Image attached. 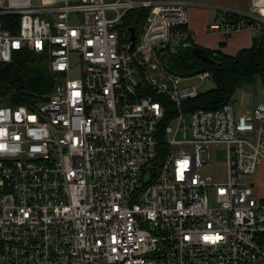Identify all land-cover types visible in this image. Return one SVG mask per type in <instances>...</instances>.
<instances>
[{
    "label": "built area",
    "instance_id": "built-area-1",
    "mask_svg": "<svg viewBox=\"0 0 264 264\" xmlns=\"http://www.w3.org/2000/svg\"><path fill=\"white\" fill-rule=\"evenodd\" d=\"M195 6L0 0V63L44 53L57 75L40 103H0V264H264V197L253 194L264 100L240 115L232 104L184 111L200 94L187 82L211 75L162 64L191 42ZM137 9L148 14L131 47L122 18ZM214 9L210 30L264 35V0ZM218 145L225 180L212 183L199 170Z\"/></svg>",
    "mask_w": 264,
    "mask_h": 264
},
{
    "label": "trees",
    "instance_id": "trees-1",
    "mask_svg": "<svg viewBox=\"0 0 264 264\" xmlns=\"http://www.w3.org/2000/svg\"><path fill=\"white\" fill-rule=\"evenodd\" d=\"M147 14V9L127 12L122 18V27L133 28L137 36ZM194 48L197 46L190 42L174 52L164 51L161 58L165 70L175 76L193 77L203 72L211 75L214 87L185 102L184 111L216 110L232 104L237 89L252 86L257 80L264 87V35L255 36L249 49L233 57L200 48L211 63L196 55ZM56 81L57 75L51 72L46 54L16 52L10 63H0V103L11 107L40 103L52 94ZM158 150L162 157L164 147Z\"/></svg>",
    "mask_w": 264,
    "mask_h": 264
},
{
    "label": "crops",
    "instance_id": "crops-1",
    "mask_svg": "<svg viewBox=\"0 0 264 264\" xmlns=\"http://www.w3.org/2000/svg\"><path fill=\"white\" fill-rule=\"evenodd\" d=\"M197 3L199 6L187 9V29L192 36L191 42L198 48L218 51L224 55L233 57L242 50L249 49L255 35L249 30H238L226 35L223 28L210 30L212 23L218 22L214 7H226L236 11H247L250 8V0H180ZM264 90V87H263ZM258 102L264 100V91L259 92ZM249 109V110H250ZM248 111V110H247ZM257 188L258 197H264V164L261 165L253 178V189ZM254 194V190H253Z\"/></svg>",
    "mask_w": 264,
    "mask_h": 264
},
{
    "label": "rangeland",
    "instance_id": "rangeland-1",
    "mask_svg": "<svg viewBox=\"0 0 264 264\" xmlns=\"http://www.w3.org/2000/svg\"><path fill=\"white\" fill-rule=\"evenodd\" d=\"M71 70L68 74L69 79H77L80 75L81 64L77 54H72L69 59ZM188 84L197 86L198 92L205 93L214 87L212 78L200 80L193 77ZM263 86L260 80H257L252 86H243L236 90L232 98V106L236 115H240L249 110L253 103L258 102ZM188 123V122H187ZM210 160L207 166L199 170V174L204 178H209L212 183H221L225 180L226 173V152L224 146H210ZM254 196L257 193V188H254Z\"/></svg>",
    "mask_w": 264,
    "mask_h": 264
},
{
    "label": "water",
    "instance_id": "water-1",
    "mask_svg": "<svg viewBox=\"0 0 264 264\" xmlns=\"http://www.w3.org/2000/svg\"><path fill=\"white\" fill-rule=\"evenodd\" d=\"M130 32V40L132 42L131 47H133L134 41H135V30L133 28H129ZM194 52L196 55L200 56L204 61H207L209 63L213 62L211 59H209L207 56H205L204 52L200 48H194Z\"/></svg>",
    "mask_w": 264,
    "mask_h": 264
},
{
    "label": "snow or ice",
    "instance_id": "snow-or-ice-1",
    "mask_svg": "<svg viewBox=\"0 0 264 264\" xmlns=\"http://www.w3.org/2000/svg\"><path fill=\"white\" fill-rule=\"evenodd\" d=\"M207 239V238H206Z\"/></svg>",
    "mask_w": 264,
    "mask_h": 264
}]
</instances>
